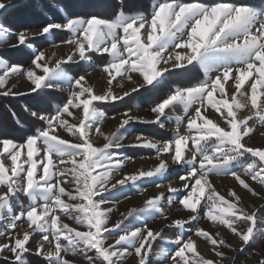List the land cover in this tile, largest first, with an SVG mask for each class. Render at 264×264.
<instances>
[{"label":"snow or ice","instance_id":"obj_1","mask_svg":"<svg viewBox=\"0 0 264 264\" xmlns=\"http://www.w3.org/2000/svg\"><path fill=\"white\" fill-rule=\"evenodd\" d=\"M17 6L0 0V16ZM56 13L16 31L0 24V40L14 39L11 48L18 53L16 60L0 57V97H32L24 108L28 117L15 118L22 134L0 129V262L75 264L72 258L82 257L84 264H123L131 255L135 264H153L154 245L164 241L174 247L162 248L156 264H223L224 249H236L219 230L201 227V220L231 233L242 246L264 235L259 209L244 205L234 188L221 194L211 180L231 177L264 199L254 187L264 190V146L245 142L257 126L264 127V6L250 0H154L147 14L123 7L111 16L59 8ZM58 33L66 38L52 40ZM46 44L68 51L58 57ZM93 56L106 61L94 64ZM71 65L88 68L73 74ZM97 68L106 78L99 91L88 80ZM16 77L25 79L27 90L14 91L10 81ZM125 81L132 87L117 92ZM141 90L157 93L148 109L152 118L127 109L115 131L105 133L102 124L109 117L102 106ZM177 108L182 114L166 138L139 133L124 142L128 126L164 129ZM94 137L103 143L97 145ZM130 148L153 150L157 163L124 172ZM170 172L182 187L169 185L167 196L150 195L142 207L111 222L115 203L128 198L125 187ZM165 199L188 213L164 226L174 231L172 237L149 226L150 220L168 219ZM129 218L139 226L125 224ZM198 240L218 259L202 255Z\"/></svg>","mask_w":264,"mask_h":264},{"label":"rangeland","instance_id":"obj_2","mask_svg":"<svg viewBox=\"0 0 264 264\" xmlns=\"http://www.w3.org/2000/svg\"><path fill=\"white\" fill-rule=\"evenodd\" d=\"M68 5L76 11V9H85L86 12H95L98 14H106L110 12L112 9L110 6L114 2L121 3L122 0H64ZM253 3H260L263 0H250ZM6 3L11 2L15 3L18 6L10 9L5 12L2 16H0V24H2L6 29H10L12 31H16L20 27H22L25 23L31 22L33 20L38 19L41 15L46 16L48 19H54L56 17V9L59 8L63 11H66L64 5L60 0H5ZM150 2V4H149ZM154 0H135L129 6V11L132 12H144L150 13L151 5ZM48 5L49 7H43V5ZM264 6V1L257 5ZM146 7V8H145ZM110 8V10H106ZM126 8V7H125ZM144 9L145 10H135V9ZM149 11L147 12V10ZM42 10L43 13H39L38 11ZM127 10V9H125ZM68 11V10H67ZM66 38L65 33H58L57 37H52V40H59ZM15 43L14 39L3 38L0 40V57L6 60H16L18 59V53L11 48V44ZM48 48V51L55 52L56 56H61L67 53L68 48L66 46H60L58 48H51L48 44L45 45ZM106 61V57L93 56L94 64H102ZM87 65H71L68 66V71L73 74L83 73L85 69H87ZM202 78V73H201ZM173 81L178 79L177 77L171 78ZM88 80L96 86L97 91L103 89L106 85V78L104 74L97 68L96 70H91L90 75L88 76ZM125 83V89L117 88V92H121L123 90L130 89L132 85L127 81ZM10 85H15L14 91H25L28 88V83L25 81L23 77H16L12 81H10ZM157 93H148L144 90H141L140 93H134L131 98L126 97L123 102H117L115 104L103 105L102 110L107 114L108 119H106L102 124V130L105 133H109L115 131L118 126L120 114L127 109L132 110V114L141 117L144 120H148L152 118V114L148 110L150 105L155 99ZM21 104L23 108L25 105L30 104L32 102V97L25 96L22 98ZM0 101V129L7 131L11 135H17L15 127L11 124V113L8 111L2 110V105L7 102L6 98H1ZM7 108V107H6ZM5 108V109H6ZM3 111V112H2ZM11 111L15 114L14 122L16 117H20L18 113L16 114L15 109L12 107ZM8 113V114H7ZM27 113V112H26ZM178 114H182V108H177L176 112L170 114L171 119L166 121L165 128L159 129L153 125L146 123H134L128 126V136L124 141L126 144L131 143L134 140V137L139 133H144L145 136L150 138L160 139L161 137L166 138L169 136L175 126V116ZM247 114V110H242L241 115ZM117 117V119H112L111 117ZM13 117V115H12ZM21 118V117H20ZM22 122L23 119L21 118ZM3 122V125H2ZM19 130V129H18ZM123 132V130H121ZM264 127L257 126L255 132L250 136V138H245V142L249 145L260 147L264 146ZM22 134V132H21ZM20 134V135H21ZM97 145L103 143L102 137H94ZM124 154L126 156L132 157V160L126 164L124 172L130 173L137 169H148L153 167L157 161L154 159V151L145 149V148H130L125 150ZM142 157V159H141ZM171 164V162L169 161ZM172 168H175V165H171ZM211 180L217 190L224 195H227V191L230 188H234L237 193L240 195L242 203L246 205L249 209L253 208V206L258 211V220L262 225H264V199H260L258 197L251 196L246 190L242 189L231 177L219 176V177H211ZM156 184H160V187H156ZM169 185L173 187L180 188L182 187L181 181L178 179V176L175 172H170V174L166 175L164 178L156 179L154 178V182H150L149 180H142L137 182L135 188L125 187L122 190V193H127L128 198H120L118 202L115 203V210L111 214V222H115L122 217L120 213H126L130 208L133 207H142L143 201L150 195H156L160 192H165L167 196V188ZM257 191L261 192L264 195V190L260 188L259 185H254ZM140 190V191H138ZM146 190V191H143ZM143 191V194H141ZM122 193H117L118 196H122ZM112 206V198H110L109 205ZM163 210L165 215L167 216V220L157 218L155 221L150 220L149 226L154 229L163 228L164 235L167 237L174 236V231L165 228L164 226L170 222L172 219L176 218H186L188 213L183 210L182 207L176 203L173 205H169L167 200L165 199L163 202ZM143 219V217H141ZM68 223H72L71 221H66ZM125 224L128 226H139L136 223V220L133 218H129L125 221ZM200 226L205 229H210L212 231L219 230L221 235L224 236L227 243L232 246V249H236L235 251L231 249H224L226 258L223 260V264H258L259 260L264 258V235L257 234L256 239L249 243L247 246H242L241 242L238 238H236L231 233H227L224 229H217L213 227L208 221L201 220ZM2 230V229H0ZM35 239H39V236L35 237ZM174 246H168L164 243V241H157L154 245L152 260L153 264H156V256L162 248H168L171 251V248ZM243 247V251L239 249ZM198 250L205 257H211L213 259H218L214 257V253L211 251V246L207 244L203 240H198ZM75 264H84L82 257H73L72 258ZM30 262L35 261V257L29 258ZM2 264V262H0ZM123 264H135L134 256H128Z\"/></svg>","mask_w":264,"mask_h":264},{"label":"trees","instance_id":"obj_3","mask_svg":"<svg viewBox=\"0 0 264 264\" xmlns=\"http://www.w3.org/2000/svg\"><path fill=\"white\" fill-rule=\"evenodd\" d=\"M264 1V0H263ZM262 1V2H263ZM60 2H62L63 3V5H64V7H65V9H66V11L67 10H73L74 11V9H72L69 5H68V3H66L64 0H60ZM133 2H135V0H123V2H121V3H119V2H114L110 7L112 8L111 10H110V8H107L106 10H110V12H108V13H106V14H104L105 16H111L113 13H115L116 11H118L121 7H123L124 9H127L126 11H129L128 9H129V6H130V4H132ZM251 3H253L252 1H250ZM262 2H260V3H253V4H255V5H259V4H261ZM149 4H150V2H149ZM126 7V8H125ZM146 8V7H145ZM145 8L144 9H141V8H139V9H135V10H145ZM149 11V9L147 10V12ZM76 12H79L80 14H85V13H88V12H86V10L85 9H81V8H79V9H76ZM39 13H43V11L42 10H40V11H38V14ZM55 13H56V11H55ZM43 14H45V13H43ZM57 15H58V13H56ZM47 16V15H46ZM66 35V34H65ZM55 37H57V35L56 36H54V38ZM1 98H6L7 99V102H5V106H4V104L2 105V110L4 111H8L9 113H11L12 115L14 114L13 113V111H11V108L13 107L14 109H15V111H16V114L18 113V115H20V117L24 120L25 118H27L28 117V113H26L25 112V110H24V108L22 107V105H20L22 102H21V100H23L22 98L23 97H20V98H16V99H13V98H7V97H0V99ZM0 103H2L1 101H0ZM7 107V108H6ZM6 108V109H5ZM2 111V112H3ZM8 114V113H7ZM12 115H11V121L13 122V123H11L14 127H15V129L17 130L16 131V134H18V135H20L21 134V130H18L17 129V127H16V125H15V122H14V116L12 117ZM2 125H3V122H2Z\"/></svg>","mask_w":264,"mask_h":264}]
</instances>
